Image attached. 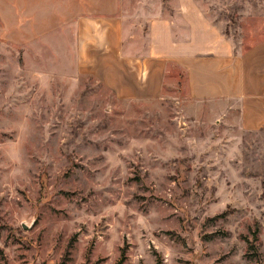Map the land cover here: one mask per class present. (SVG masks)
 <instances>
[{
  "label": "rangeland",
  "instance_id": "374dc122",
  "mask_svg": "<svg viewBox=\"0 0 264 264\" xmlns=\"http://www.w3.org/2000/svg\"><path fill=\"white\" fill-rule=\"evenodd\" d=\"M120 3L197 6L236 54L264 42V0ZM14 24L0 6V264H264V127L175 66L161 99H119L77 73L75 33Z\"/></svg>",
  "mask_w": 264,
  "mask_h": 264
},
{
  "label": "crops",
  "instance_id": "0c3cea01",
  "mask_svg": "<svg viewBox=\"0 0 264 264\" xmlns=\"http://www.w3.org/2000/svg\"><path fill=\"white\" fill-rule=\"evenodd\" d=\"M120 5V0H0V6H14L21 43L28 36L47 41L59 27L65 42L75 33L77 73L94 77L119 99H161L169 67L175 66L185 72L192 99L224 103L227 115L237 109L243 130L264 127V42L236 54L197 6H174L167 16L165 6Z\"/></svg>",
  "mask_w": 264,
  "mask_h": 264
}]
</instances>
